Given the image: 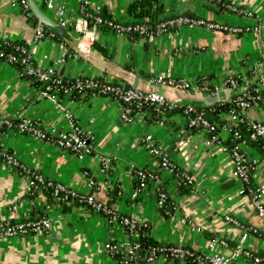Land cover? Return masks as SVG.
Wrapping results in <instances>:
<instances>
[{
  "label": "crops",
  "instance_id": "obj_1",
  "mask_svg": "<svg viewBox=\"0 0 264 264\" xmlns=\"http://www.w3.org/2000/svg\"><path fill=\"white\" fill-rule=\"evenodd\" d=\"M52 1L57 6H65L67 17L80 12V0ZM12 2L15 0H0V40L25 44L34 66L47 68L66 52L63 62L54 64L57 74L64 78L99 77L132 87L137 77L142 89L148 88L151 77L157 75L184 78L191 89L179 91L168 86L162 88V93L168 100L196 105L211 121L226 120L225 112L213 114L212 105L229 100L230 93L223 88L225 79L249 73L252 64L264 54V0H92L94 5L101 6L105 16L116 21L148 20L156 24L176 14L248 26L249 30L228 33L196 25L169 28L161 34L150 31L131 36L102 27L84 55L76 50V31L64 28L57 36L39 20L29 19ZM34 3L58 24L55 7H46L44 0H34ZM228 4L244 11H231ZM39 27L43 28L42 38L35 36ZM198 77L210 87L219 88L215 102H208L206 98L216 97L196 89ZM121 111L122 103L105 95L70 93L59 100L41 95L18 68L0 60V119L28 116L62 130H69L74 119L84 130L92 150L81 158L35 139L30 133L11 130L0 131L5 148L19 162L46 178L90 193L102 204L95 210L76 202L58 204L41 192L29 194L26 176L0 159V218L15 221L47 217L51 222L46 232L0 237V264H116L104 243H123L129 238L126 227L119 222L123 216L146 223V230L138 229L136 233L137 236L144 233L153 244H177L200 253L207 252L212 238L223 237L228 245L218 249L228 254L240 240L243 226L264 232V219L257 215L248 194L240 192L241 183L233 175L232 159L224 144L229 135L224 130L218 132L217 142L207 146L206 134L188 129L179 110L163 113L156 119L152 109L146 108L131 122L121 117ZM246 118L264 121V105L253 104L247 109ZM147 133L177 169L192 177L190 191H182L175 175L157 165L142 142ZM242 148L255 161L252 181L264 183L261 151L251 141H246ZM142 168L158 176L169 202L174 205L170 211L159 205L152 181L133 198L136 171ZM89 179L94 180L95 187L86 186ZM13 205L17 208L11 210ZM226 216L233 217L239 225L227 221ZM243 243L249 250L264 254V235L248 233ZM144 254L142 251L139 259H144ZM136 264L194 263L158 258ZM232 264L253 263L240 258Z\"/></svg>",
  "mask_w": 264,
  "mask_h": 264
},
{
  "label": "built area",
  "instance_id": "obj_2",
  "mask_svg": "<svg viewBox=\"0 0 264 264\" xmlns=\"http://www.w3.org/2000/svg\"><path fill=\"white\" fill-rule=\"evenodd\" d=\"M46 7H55L57 11L58 24L64 28L73 29L78 33L77 45L79 49L84 52H89L90 46L98 38L101 28H105L115 34L128 33L137 35L147 34L154 31L157 34L166 32L169 28H179L180 26H196L200 25L209 30L220 29L228 33H238L239 31L249 30L248 26H234L224 24V22H212L201 17H189L185 15L168 16L156 24L148 21L143 22H122L116 21L113 18L105 17L102 13V8L98 4H93L92 0H80V12L74 16H66L64 5H55L52 0H44ZM13 4L17 3L22 10L27 14L31 10L26 0H15ZM227 8L234 12L244 11L242 8L228 4ZM247 12V11H246ZM249 14V12H247ZM256 29V28H255ZM258 29V28H257ZM43 28L39 27L36 31V38L43 37ZM9 39H2L0 41V60H6L9 64L19 62L23 72L35 76L36 80L44 84V88L40 90V94L50 96L53 99L59 100L63 95L77 93H90L91 95H105L122 103L121 117L131 122L139 117L145 110L146 105L152 104L155 110L162 113L165 109L182 108V113L186 119V127L188 129H196L203 131L206 134L204 143L209 146L218 140V132L216 131V124L209 121L203 114V111L198 109L194 104H181L176 100L166 99L162 93V88L171 86L181 91H188L191 89L190 83L184 78H176L174 76L157 75L151 77L150 82L154 86V91H142L127 86L124 83L107 82L98 77L88 76H74L70 79H64L57 74L54 64L63 62L66 52L63 56L47 68H39L33 66L30 52L25 44H17L12 50L8 49L11 45L8 43ZM70 80V84H65L64 81ZM230 93V98L234 95L233 105L226 112L225 123L222 124L220 130L227 133L231 141L237 140L231 147H226L231 157L233 175L240 184V192L248 194L252 200L256 213L259 217L264 219V183H255L252 181V171L255 167L253 161L248 154L243 150L242 145L246 141L257 142L260 145L261 159L264 161V121H249L246 118V111L253 104L262 103L264 105V54L261 59L257 60L249 68V73L240 76H229L224 81V87ZM196 89L204 94L211 96L219 95V88L210 87V85L203 80L198 83ZM61 91V92H60ZM228 100V101H229ZM70 118L71 115L66 114ZM241 122H247L249 135L242 137L240 132L236 129ZM4 124L7 130L19 133H30L35 139L42 140L47 143H52L57 148L75 153L78 157L83 158L92 150L91 144L86 138V134L81 125L72 120V125L69 130L58 129L56 126L44 125L40 121L32 117H19L18 121L13 123L8 116H2L0 119V126ZM144 147L155 158L157 165L174 174L178 183L184 182L186 184L193 183V179L184 171L177 169L169 157L164 154L159 145L151 134L147 133L142 138ZM0 159L6 164L15 167L18 172L25 175L27 178L26 192L35 194L36 192L43 193L46 197H53L58 204L81 203L99 210L102 204L94 199L92 194L81 191L78 188L65 185L64 183L55 179L46 178L41 173L33 170L19 160L5 148L4 143L0 140ZM103 170V169H102ZM137 183L133 190V198L137 197L139 193L147 187V183H155V192L157 194L158 203L163 208V203L168 199L165 190L160 185L158 176L148 168L138 169L136 171ZM95 182L89 179L86 186L95 187ZM174 207V205H173ZM17 208V205L11 206V210ZM110 216L115 218L111 210ZM225 219L232 223L239 225L231 216H226ZM126 227L129 238L123 243L107 241L104 243L105 250L110 254L116 264H136L141 256L142 245L137 236V230L140 228H147V224L143 221H137L129 216H123L119 221ZM51 225L47 217L28 218L24 220H11L10 218H0V237L10 236H24L28 233H41L49 230ZM244 231L238 243L231 248L228 254L218 249L227 247L228 243L223 237L212 238L207 246V252L200 253L191 248L172 244V245H153L148 244L145 249L144 258L146 261H154L158 258L165 260L177 259L180 262H193L194 264H232L238 259H249L253 264H264V254L253 252L244 245V240L247 237L249 230L257 233L254 227L243 226Z\"/></svg>",
  "mask_w": 264,
  "mask_h": 264
},
{
  "label": "trees",
  "instance_id": "obj_3",
  "mask_svg": "<svg viewBox=\"0 0 264 264\" xmlns=\"http://www.w3.org/2000/svg\"><path fill=\"white\" fill-rule=\"evenodd\" d=\"M134 6L132 5V8H133ZM103 13V12H102ZM105 16V15H104ZM28 17H29V19H32V20H36V18H35V16L33 15V13L31 12L30 14H28ZM105 17H107L108 18V16H105ZM143 21H145V20H143ZM146 21H148V20H146ZM148 22H150V21H148ZM151 23V22H150ZM54 31V33L57 35V36H60V32H57L56 30H53ZM131 36H134V35H137L136 33H134V34H130ZM0 41H2V40H0ZM1 43V42H0ZM8 43L11 45V47H9L8 46V49L9 50H12V48L15 46V45H17V44H20L21 42H18V41H8ZM22 44V43H21ZM14 49V48H13ZM33 64V63H32ZM13 66H15L16 68H18V70L20 71V73H21V75H22V77H27V78H29L32 82H33V84L34 85H36V87H37V90L38 91H40L41 89H43L44 88V84H42V83H40L38 80H36V78H35V76H33V75H31V74H27L26 72L24 73L23 72V70H22V67H21V64L19 63V62H16V63H13L12 64ZM33 66H34V64H33ZM35 67V66H34ZM62 78H64V77H62ZM99 78V77H98ZM64 79H70V78H64ZM100 79H102V78H100ZM198 79V82H200V83H202V81H203V78H200V77H198L197 78ZM64 83L65 84H70V80H68V81H64ZM113 83H116V82H113ZM127 85V84H126ZM128 86V85H127ZM61 92V91H60ZM74 93H77V92H73V94ZM88 94H90V93H88ZM235 96L236 95H234L233 94V96L231 97V99L229 100V101H224V100H219V101H216V103H214V104H212L213 106H214V109H213V114L216 116L218 113H220V112H227L228 110H229V108L233 105V100H234V98H235ZM196 106V105H195ZM146 108H150V109H152V111H153V113H155L156 114V119H160V117H161V115L163 114V113H167V112H169V111H171V110H175L176 108H169V109H165L162 113H159V112H157L156 110H155V108L152 106V104H150V105H146V107H145V109ZM198 108V107H197ZM198 109H200V108H198ZM176 110H179V111H181L182 112V108H177ZM201 111H203V110H201ZM203 114H204V116L209 120V121H211L207 116H206V112L205 111H203ZM18 118L19 117H17V118H10V120L13 122V123H15V122H17L18 121ZM212 123H215L216 124V126H217V128H216V131H220V129H221V126H222V124L223 123H225V120L224 119H220L219 118V120H218V118L216 119V120H212L211 121ZM236 129L240 132V134H241V136L242 137H248V135H249V130H248V126H247V122H241V123H239L238 125H237V127H236ZM6 131L7 130V127L4 125V124H2L1 126H0V131ZM237 140H233V141H231L230 140V138H228L227 139V141H225L224 142V144L226 145V147H231L235 142H236ZM251 143H253L255 146H257L258 148H259V150H260V145H259V143H257V142H251ZM261 151V150H260ZM179 187H180V189L182 190V191H190V189H191V187H192V185L191 184H186V183H184V182H180L179 183ZM173 207V204H171L170 202H169V200L167 199L164 203H163V208L164 209H166V210H171V208ZM141 229V231L142 230H146L145 228H140ZM258 230V229H257ZM249 232L250 233H253L252 232V230H249ZM256 235H264V232L262 233V232H260V231H258L257 233H255ZM139 241L141 242V245H142V251L143 252H145V249H146V247L148 246V244H153L152 242H151V239L149 238V237H147L144 233H140V236H139ZM153 245H161V244H157V243H154Z\"/></svg>",
  "mask_w": 264,
  "mask_h": 264
},
{
  "label": "water",
  "instance_id": "obj_4",
  "mask_svg": "<svg viewBox=\"0 0 264 264\" xmlns=\"http://www.w3.org/2000/svg\"><path fill=\"white\" fill-rule=\"evenodd\" d=\"M27 1V4L31 10V12L33 13V15L35 16V18L37 20H39V22L44 25L46 28H50L52 30H56L57 32H60L61 34L63 33L64 31V27H62L61 25L55 23L54 21L50 20L48 15H46L35 3H34V0H26ZM77 40H75V43H76V50L81 53V55H84L86 54V52L82 51L81 49H79L78 47V43H77ZM148 88H140L139 87V79L137 77H134L133 79V82H132V88L134 89H139V90H143V91H154V86L152 85V83H148ZM176 89V88H175ZM178 90V89H177ZM181 91V90H179ZM217 100V97L216 98H213V97H207L206 98V101L208 102H215ZM139 263H145L146 262V259H138L137 260Z\"/></svg>",
  "mask_w": 264,
  "mask_h": 264
}]
</instances>
